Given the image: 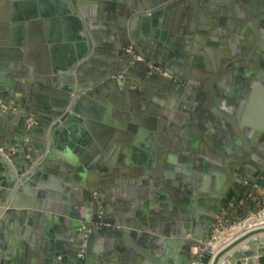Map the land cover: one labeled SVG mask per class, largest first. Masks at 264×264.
<instances>
[{
  "label": "water",
  "instance_id": "obj_1",
  "mask_svg": "<svg viewBox=\"0 0 264 264\" xmlns=\"http://www.w3.org/2000/svg\"><path fill=\"white\" fill-rule=\"evenodd\" d=\"M57 1L60 19L72 24L73 50L56 74L60 82L53 107L46 110L34 101H16L20 89L0 80V121L9 127L11 138L0 140L5 168L0 183V230L10 214L18 212L40 215L43 227L55 226L57 232L28 261L18 262L0 251V264H178L185 253L189 254L187 264H264V209L237 218L234 232L222 230L213 240L214 247H204L220 210L230 201H242L255 182L256 187H264L253 181L257 174L264 176V83L259 78L248 84L236 79L244 72L258 75L254 68H244L245 56L254 45L246 52L217 56L214 71L209 69L213 62L205 51L203 64L191 66L197 52L188 47L195 23L198 28H215L220 48L233 47L239 35L244 37L250 29L264 40V0H236L230 7L227 4L232 0L215 7L207 0H90V8L107 30L108 50L103 52L82 1ZM254 16L259 26L253 24ZM169 31L184 34L186 39L180 35L168 38ZM174 39L177 49L172 45ZM128 43L132 50L125 49ZM134 51L141 58H135ZM147 60L161 65L163 72L151 70ZM259 70L264 80V66ZM132 71L152 84L146 83L150 92L171 93L175 99L186 100L190 111L203 113L207 119L200 128L206 131L207 126L211 139L190 124L194 117L176 120L167 117L169 106L137 103L135 97L144 91V83L132 79ZM229 79L232 106L224 109L222 102L230 101V95L220 84ZM90 96L112 111L118 112L117 106L126 115L145 112L151 127L168 129L172 135L166 142L154 134L150 144L143 133L132 138V126L126 125L121 132L122 141L128 144L120 154L114 150L117 157L111 156V147L99 151L74 146L78 157L85 159L87 171L75 166L79 194L73 199L72 211H65L66 216L51 213L63 209L53 208L45 199L35 203L39 209L26 208L20 197L26 191L34 192L47 177L44 169L53 155L56 135L62 132L69 140L75 138L70 124L81 113L80 103ZM171 98L173 105L176 100ZM213 98L221 104L215 102L216 107ZM178 126L186 131L184 139ZM99 176L109 185H100ZM119 176L122 188L135 199L110 209L109 194L116 189ZM47 235L53 236L51 232Z\"/></svg>",
  "mask_w": 264,
  "mask_h": 264
},
{
  "label": "crops",
  "instance_id": "obj_2",
  "mask_svg": "<svg viewBox=\"0 0 264 264\" xmlns=\"http://www.w3.org/2000/svg\"><path fill=\"white\" fill-rule=\"evenodd\" d=\"M81 1L84 10L88 13V17L92 19V32L96 37L98 47L101 48L102 52L107 51L106 43H109V39L106 28L102 26L94 15L93 10L90 8V0ZM207 1L208 5L212 4V7H215L218 3L223 5L226 3V0H215L214 3L210 0ZM57 3V0H0V70H4L0 73V80L1 82L4 80L5 83L7 82L6 84L20 89L18 91L21 92V96H15L14 99L16 101H34L36 105L46 110L53 107L56 90L59 89L60 81L56 80V74L59 73L61 65L67 61L73 50L71 21L60 19L58 12L59 4ZM197 3H203V0H197ZM233 3L236 4V0H232L230 3L228 1L227 5L230 7ZM238 6L239 9H242L241 5ZM211 16L216 18L217 14L212 13ZM223 25L227 27L226 23ZM194 27L195 29L190 34L188 40V47L193 46V52H197L193 54L194 62L191 63V66L192 64H199L198 66L203 64L202 57H204L205 53L203 51H205L208 60L213 62V67L209 69L214 71L218 64L215 58L219 59L217 56L220 57L222 55V48L224 47L220 48L217 46L218 41L216 40L217 32L215 28H212V26L205 29L198 28V23H195ZM163 28H167V25ZM172 35H180L186 39L184 34L171 33L169 31L168 38L170 36L173 37ZM184 39H179V41L181 43L187 42ZM194 44H197V46L195 47ZM172 45L176 49L179 48L176 39L172 41ZM144 46L145 44H142L140 47ZM130 76L135 81H142L144 83V91L139 92L135 97L137 103H154L169 106L170 111L166 112L167 117H171L172 115V118L176 120H183L187 116L194 117V121L193 119L189 121L190 124H196V130L202 134V137H211L212 134L207 126L206 131L200 128V125L204 123L207 117L203 113L187 109L185 107L186 100L175 99L173 95L171 96V93H164L163 91H159L157 94L152 93L150 92L152 90L150 85H146V83L149 84L150 82L144 80L138 72L132 71L130 72ZM259 80L264 83L263 78ZM230 83L231 80H225L220 84V86L226 88L230 95V101L222 102V108L224 109L232 106V87ZM198 87L199 85L195 86V88ZM171 97H173V102L176 100L173 105L172 101H170ZM211 102L216 107L221 104L215 98ZM215 102L219 104L217 105ZM79 106L81 113H77L76 118L70 124V132H72L75 138L69 140L70 138L67 135L64 136L62 132L56 135L53 155L50 162L46 164V169H44L47 177L41 179V185H36L34 192L26 191L25 195L20 197L26 208L36 210L38 207L35 203L40 199H45L47 202L52 203L53 208L63 209V212H57L54 209L49 210L51 213L65 214L64 216H66L65 211H72L71 204H73V199L79 194L75 188V166L80 165L87 171L85 159L78 157L74 146L86 148L87 150L88 148H93L99 151L111 147V156L115 154V157H117L116 153L119 152L118 154H120L122 146L128 144L122 141L123 135L121 132L123 129L126 130V125L132 126V138L136 137V135L140 136L143 133L148 137V143L150 144L154 143L152 142L154 134L157 135L158 139L165 140L166 142L169 140L170 135H172L168 129H155L151 127V123L147 120L149 117L145 116L147 114L145 112L126 115L123 113V109L117 106H115V109L118 108V112L112 111L111 109H107L105 103H101L91 96L87 100H83ZM13 110L14 107L12 106L11 111ZM225 111L229 114L232 113V110ZM28 119L31 120L32 116ZM124 126L125 128H123ZM178 128H181L180 135L184 139L186 131L181 126H178ZM139 129L144 132H140ZM8 130L9 127L0 121V140L11 139L7 134L10 131ZM66 131L69 132V130ZM63 136L69 142L63 139ZM166 142L164 143L167 145ZM181 144L182 146L180 147H183V141ZM9 148H13L12 151L15 149L13 146H9ZM115 149L117 150L116 153L114 152ZM74 154L75 157L77 156L76 161L73 159ZM4 177L5 168L0 160V183L4 182ZM119 177H117L116 189L112 190L109 194L110 200L108 201V205L110 209L124 207L132 203L135 197L128 190L122 188L123 182L119 180L121 179ZM98 178L100 185H109L105 177L99 176ZM256 180L258 183H264V176L257 174L253 181ZM256 185V182L252 185L254 188L250 193H258L264 189V187H256ZM40 218V215H34V213L24 215L14 212L10 214L5 222V228L0 230L1 253L5 250L18 262L28 261L29 258L40 254V252L35 251H42L43 246L48 244L50 237L54 238V233L57 232L55 226H50V229L44 228L40 223ZM50 232L53 236L47 235ZM116 259L112 261L116 262Z\"/></svg>",
  "mask_w": 264,
  "mask_h": 264
},
{
  "label": "flooded vegetation",
  "instance_id": "obj_3",
  "mask_svg": "<svg viewBox=\"0 0 264 264\" xmlns=\"http://www.w3.org/2000/svg\"><path fill=\"white\" fill-rule=\"evenodd\" d=\"M257 20H259V19L254 16V20H253L254 22H253V24L255 26H259V24H260V22H257ZM225 34L228 35L229 32L228 33H225ZM256 36L257 35H255L251 31V29H250L249 31L246 32V34L244 35V37H242V35H239L238 40L236 39L237 42H235V45L233 47H228V48L225 47V48H222V55H223L224 51L227 49V54L229 56H231L232 53H235V52H241V51L242 52L243 51L246 52L247 50H249L248 48H250V45H254V46H252L253 47L252 48V51L249 52V54L247 56H245L244 68L245 69L254 68L255 69L254 72H257L258 75H256V74L249 75V74H245V72L244 73H240L239 77H236V79L241 84H248L249 82H251L255 78H259V79L262 78L261 71L259 69L264 66V40H263V37H262L261 34L258 35V38H256ZM126 46H125V49H126ZM136 54L138 55V53H136L134 51L133 55H134L135 58H136V56H135ZM146 62L148 64H149V62L150 63H153L150 60L149 61L147 60ZM254 62H258L257 65H256V67L253 65ZM153 64H155V63H153ZM155 65L160 66L162 68V72H163V67L161 65H159V64H155ZM148 67H149V65H148ZM150 69L151 70H154L152 68H150ZM245 80H246L247 83H245ZM195 86H197V85H195ZM199 87H201V86L199 85ZM191 249H190V251H192ZM188 260H189V254L188 253H185L183 255L181 261L178 264H187V261Z\"/></svg>",
  "mask_w": 264,
  "mask_h": 264
},
{
  "label": "built area",
  "instance_id": "obj_4",
  "mask_svg": "<svg viewBox=\"0 0 264 264\" xmlns=\"http://www.w3.org/2000/svg\"><path fill=\"white\" fill-rule=\"evenodd\" d=\"M126 49L127 50H132L131 48V45L128 44L126 46ZM137 58H141L139 55H135ZM149 67L154 69L155 71H158V72H162V68L158 65H155L153 63H150L149 62ZM10 151L13 150V148H9ZM1 147H0V151H1ZM255 200H256V205L258 206L256 210H253V211H250V213L252 212H260V210L264 209V189L261 190L260 192L257 193L256 197L254 196ZM233 202L230 201L229 202V206L232 205ZM229 218L226 214V208L223 207L219 214L217 215L215 221H214V224L213 226L211 227V230H210V234H209V237H207L206 239V242L204 244V247H207V246H211V247H214L215 246V243L213 242V240H215V237L217 236V234L223 230L226 225L229 223ZM230 224V223H229ZM231 225V224H230Z\"/></svg>",
  "mask_w": 264,
  "mask_h": 264
},
{
  "label": "trees",
  "instance_id": "obj_5",
  "mask_svg": "<svg viewBox=\"0 0 264 264\" xmlns=\"http://www.w3.org/2000/svg\"><path fill=\"white\" fill-rule=\"evenodd\" d=\"M257 192L250 193L249 195L243 197L242 201H234L232 205H227L226 214L229 219L236 220L237 218H242L246 216L250 211L257 209L256 197Z\"/></svg>",
  "mask_w": 264,
  "mask_h": 264
},
{
  "label": "rangeland",
  "instance_id": "obj_6",
  "mask_svg": "<svg viewBox=\"0 0 264 264\" xmlns=\"http://www.w3.org/2000/svg\"><path fill=\"white\" fill-rule=\"evenodd\" d=\"M256 210V209H255ZM238 222V219L234 220L233 224H227L226 227L223 230H226L227 233L234 232L235 230V224ZM222 231V230H221Z\"/></svg>",
  "mask_w": 264,
  "mask_h": 264
}]
</instances>
